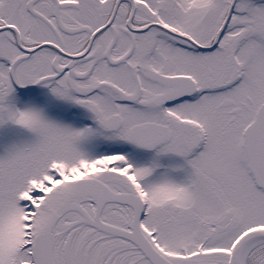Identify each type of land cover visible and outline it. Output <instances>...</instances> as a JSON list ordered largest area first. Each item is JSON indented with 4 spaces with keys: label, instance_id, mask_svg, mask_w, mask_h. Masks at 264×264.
Listing matches in <instances>:
<instances>
[{
    "label": "snow or ice",
    "instance_id": "1",
    "mask_svg": "<svg viewBox=\"0 0 264 264\" xmlns=\"http://www.w3.org/2000/svg\"><path fill=\"white\" fill-rule=\"evenodd\" d=\"M0 264H264V0H0Z\"/></svg>",
    "mask_w": 264,
    "mask_h": 264
}]
</instances>
